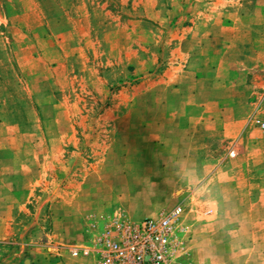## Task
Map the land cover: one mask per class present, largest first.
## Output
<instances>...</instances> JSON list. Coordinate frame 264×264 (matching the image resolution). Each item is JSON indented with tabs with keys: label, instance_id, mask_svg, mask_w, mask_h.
Returning <instances> with one entry per match:
<instances>
[{
	"label": "rangeland",
	"instance_id": "374dc122",
	"mask_svg": "<svg viewBox=\"0 0 264 264\" xmlns=\"http://www.w3.org/2000/svg\"><path fill=\"white\" fill-rule=\"evenodd\" d=\"M262 125L264 0H0V255L94 264L73 247L181 206L172 264H264Z\"/></svg>",
	"mask_w": 264,
	"mask_h": 264
},
{
	"label": "built area",
	"instance_id": "2783aa9c",
	"mask_svg": "<svg viewBox=\"0 0 264 264\" xmlns=\"http://www.w3.org/2000/svg\"><path fill=\"white\" fill-rule=\"evenodd\" d=\"M181 211L182 207L177 206L139 222L115 219L94 245L73 247L72 254L94 256V264H172Z\"/></svg>",
	"mask_w": 264,
	"mask_h": 264
},
{
	"label": "crops",
	"instance_id": "0c3cea01",
	"mask_svg": "<svg viewBox=\"0 0 264 264\" xmlns=\"http://www.w3.org/2000/svg\"><path fill=\"white\" fill-rule=\"evenodd\" d=\"M210 179L214 180L215 175H212ZM3 188L0 185V241L9 242L8 240L12 239L14 241L17 235L15 232V218L10 217L9 214L15 213L16 207H19V210H22V208L19 206L20 202L13 195L8 192V196L4 195ZM257 204H253L250 210L254 212L261 211L262 208ZM229 228L243 229L241 225H232ZM15 243H17L16 240ZM46 248L47 250L44 253V248L33 246V248H30L32 255L29 259H23L22 255H17V252L0 255V264H90L86 259L73 258L66 248L56 247V245H50ZM239 260L238 262H243L244 259L239 257Z\"/></svg>",
	"mask_w": 264,
	"mask_h": 264
}]
</instances>
